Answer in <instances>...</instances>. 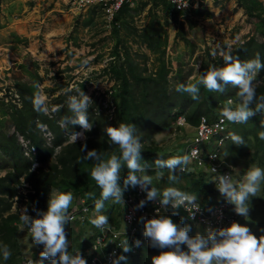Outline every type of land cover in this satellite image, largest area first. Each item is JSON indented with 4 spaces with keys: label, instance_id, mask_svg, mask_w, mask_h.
<instances>
[{
    "label": "trees",
    "instance_id": "1",
    "mask_svg": "<svg viewBox=\"0 0 264 264\" xmlns=\"http://www.w3.org/2000/svg\"><path fill=\"white\" fill-rule=\"evenodd\" d=\"M153 1H159L167 12H171L172 19L180 33L183 32L184 25L182 21L178 20L179 16L187 17L192 27L194 20L191 15H206L208 17L212 15L210 11L201 9L202 4L181 12L173 10L163 0ZM142 2L145 3V1ZM237 4L247 14L251 31L260 33L264 38V4L259 0H237ZM133 9L130 11L123 7L116 19L121 22L125 17L131 16L130 13ZM112 31L117 37L119 36L116 26H113ZM139 36L141 42L148 49L160 54L159 57L164 54L162 45L165 42L161 40L153 24L145 27ZM116 42L117 45L120 43V41ZM117 45L115 46V57L109 65L114 84L106 91L110 102L108 112L105 113V110L102 109L100 111L88 109V119L93 127L91 131L84 132L86 138L84 140L69 141V133L78 131L81 128L79 125H69L67 130L60 127L59 122L65 116L72 115L67 105L64 109L58 107L48 114L38 113L34 110L32 102L36 91L33 87L34 83L17 84L21 106L13 105L10 114L12 134L5 135L6 133L2 132L0 135V155L5 153L10 158L5 173L0 175V244H7L12 252L7 261L0 257V264H19L23 252L19 235L21 212L19 208L13 206L14 202H18L23 208L27 207L28 214L34 215L36 212L33 211V208L40 211L47 210L48 199L55 191L72 193L75 202L84 199L88 203H95V200L100 199L101 189L90 175L94 161L83 159V155L86 153L81 152V145L86 143L88 150L96 149L98 152L104 153L105 158L112 154L119 156L118 146L110 144L104 129L108 126H118L121 122L132 123L136 126V135L142 143L141 162L151 165L147 170L148 175L153 177L154 187L161 192L166 187H176L181 191L196 193L198 201L206 208H210L219 199L218 189L210 185L201 173L177 171V180L170 181L168 179L169 171L156 169L155 160L159 158L166 160L177 155L172 152L159 153L161 149L153 142L148 141L155 133L171 124H176L179 114L184 115L187 123L195 127L201 115L214 116V108L218 101H224L231 97L235 102H238L239 98L236 95L238 89L231 85L223 93L209 92L201 85L198 100H192L188 94L175 91L178 83L194 82L207 68L213 65L222 67L223 61H213L202 65L198 75L191 81L187 82L181 77L180 80L171 83L167 75L168 69L163 64L159 70L146 72L139 67L138 62L131 57L127 50L120 54ZM231 51L232 55L238 56L241 61L253 59L258 53L261 62L264 63V43L258 42L253 35H249L245 40L235 44ZM255 84L257 96L264 95V69L258 73ZM80 86L83 89V85L80 84ZM110 109L111 111H109ZM262 119H264V112L257 113L246 124H236L231 127L232 132L243 137L247 145L236 146L230 139L231 145L228 143L226 148V159L234 167L240 165L238 160L245 155V157L257 158L259 163L264 164V140L259 139V132L264 131V128L260 127ZM38 125H44L51 133L49 143L42 136ZM82 131L84 130L82 129ZM18 135L27 141L28 147L34 148L33 153L24 154L22 144L18 141ZM251 149L253 150L251 151ZM247 165L248 163L245 161L243 164L245 170L240 171L238 175L246 173ZM158 171L163 173L162 178H157ZM126 175L127 168L125 166L121 172V184ZM23 188L26 190L23 191ZM128 190L124 192V195ZM88 193L93 195L89 196ZM262 202L264 204V199ZM108 213L109 221L118 225L117 216L120 215L121 218V208L119 207L115 211V207L111 206ZM170 215L176 223L191 225L179 211L178 215L173 216L172 213ZM87 222L88 220L85 223L74 222L68 226L66 234L73 249L85 250L92 243L93 235L82 238L85 233L83 224H87ZM193 232L194 226L191 225L189 235H192ZM252 232L257 237L264 235V219L259 223L258 230ZM184 248L187 250L186 246ZM167 250L149 247L144 237L135 252L122 253L121 250L119 255L127 256V264H151L152 256Z\"/></svg>",
    "mask_w": 264,
    "mask_h": 264
},
{
    "label": "rangeland",
    "instance_id": "2",
    "mask_svg": "<svg viewBox=\"0 0 264 264\" xmlns=\"http://www.w3.org/2000/svg\"><path fill=\"white\" fill-rule=\"evenodd\" d=\"M259 1L264 4V0ZM194 2L196 7L202 4L201 9L210 11L212 15H191L194 20L192 27L187 17L179 16L178 20L184 25L182 33L174 23L171 12H167L159 1L147 0L135 5L131 16L119 22L116 26L119 35L117 37L112 31L113 26L107 24L99 8L74 9L65 0H0V135L2 132H5V135L12 134L10 114L13 105L21 106L18 83L38 82L49 108L48 113L53 111L52 109H64L68 106V95H75V90L81 88L80 84L83 85L81 89L93 102L89 106L90 110L102 109L105 113L108 112L110 102L106 91L114 84L109 65L115 57L116 41H120L117 45L120 54L127 50L146 72L159 70L163 64L168 69L169 81L174 83L181 77L187 82L196 77V65L201 67L206 63L221 61V56L211 54L217 46H231L232 49L249 35L256 39L262 38L260 33L251 31L247 14L238 6L237 0ZM150 24H153L161 40L165 42L162 45L164 54L161 57L141 42L139 34ZM66 89L72 91L66 95ZM216 110L215 105L214 115ZM42 126L39 127L41 134L49 143L51 133ZM76 132H82V128ZM194 133L192 126L178 127L171 124L155 133L148 142L158 146L161 149L159 153L180 154L184 149V140L190 139ZM230 133H233L231 128ZM18 141L22 144L25 155L34 152L20 135ZM69 141H73L70 135ZM229 141L221 149L222 154L226 153ZM245 156L239 158L240 165L234 167V176H244L245 172L243 175L238 173L245 170V161L248 163L246 172L252 166L264 169V164L259 163L257 158ZM8 163L9 156L2 153L0 175L5 173ZM142 164L145 173L149 174L147 168L151 165ZM263 187L264 183L261 184L257 196L251 198L249 216H240L239 219V223L247 225L251 231L258 230L259 223L264 219ZM58 193L55 191L53 195ZM75 201L73 197L70 208ZM94 204L90 205L93 216H88L87 224H83L87 236L95 235L97 230L90 222L95 215ZM13 206L23 210L18 202H14ZM111 206L115 207V211L121 208L120 204L117 206L112 200H108L105 201L102 214L108 216ZM117 217L120 223V215ZM69 225L71 223L66 226V232ZM197 233L204 234L199 225L194 226L192 236ZM19 235L23 254H31L26 228L21 230L20 226ZM145 241L149 246L146 238ZM68 250L71 253L75 250L70 246V241ZM43 264H50V261L44 260Z\"/></svg>",
    "mask_w": 264,
    "mask_h": 264
},
{
    "label": "clouds",
    "instance_id": "3",
    "mask_svg": "<svg viewBox=\"0 0 264 264\" xmlns=\"http://www.w3.org/2000/svg\"><path fill=\"white\" fill-rule=\"evenodd\" d=\"M187 7V4L184 5ZM258 42L264 43V38L257 37ZM213 56L219 55L223 60L222 67L215 65L207 68L194 82L187 84L178 83L175 91L188 94L192 100L199 99L200 86L209 92L223 93L231 85L238 89L236 95L239 103L220 108V116L228 122L246 124L257 113L264 112V95L257 96L255 80L264 63L261 62L257 53L255 58L241 61L238 56H233L231 46L213 49ZM200 66L196 65L199 71ZM36 91L33 96V108L38 113L48 114L49 108L40 90L41 85L37 82L33 85ZM72 91L66 89L65 94ZM75 95H68V110L71 116H65L59 123L60 127L67 130L69 125H79L84 131H71L69 135L74 142L86 139L84 132L91 131L93 124L88 119V109L92 102L81 88L75 90ZM254 105V107H252ZM55 111L56 109H52ZM43 127L42 125H38ZM261 128H264V119L261 120ZM136 126L132 123L121 122L118 126H108L104 129L110 144L118 146L120 155L112 154L105 158L104 153L96 149L88 150L87 144L81 145L84 160L94 161L91 169V178L101 189L100 199L95 200V215L91 218V224L104 231L109 225V218L102 214L105 201L112 200L115 204H125L124 192L130 187L137 186L146 192V200H141L137 208L145 206L146 201H158L165 210L170 206L172 215H178V210L184 208L190 211V219L201 210L196 193L181 191L176 187H166L162 192L153 186V177L145 173V167L141 163L142 143L136 135ZM229 138L236 146L246 145L243 137L235 133H229ZM259 139L264 140V131L259 132ZM196 151V150H193ZM227 156V153L224 154ZM210 158L215 159L213 155ZM190 163L189 155L176 156L169 159H156V169H167L168 179L172 182L177 180V171L188 170ZM126 166L127 175L121 184V172ZM35 167V165H33ZM212 172L216 168L212 167ZM157 178H162L163 173L158 171ZM216 187L225 200L234 205L236 214L248 217L251 209V198L256 197L264 183V169L252 166L244 174L239 182H233L229 175H219ZM92 196V193H88ZM73 201L70 192L52 195L47 202V210L40 211L33 208L36 218L28 214V208L24 207L19 220L21 230L27 228L30 232L32 245L43 246L38 261L29 260L28 264H43L49 260L50 264H87L86 258L77 251L69 252V240L66 234V226L73 219L69 208ZM143 220V235L149 242V247L168 249L160 251L158 255L151 257V264H264V235L257 237L247 225L233 221L229 226L219 229L207 228L206 234L197 233L189 235L191 225L176 223L171 216L160 214ZM135 246H140L136 240ZM186 246V249L184 248ZM119 247L122 253H129L132 247L128 239L124 240ZM12 252L7 244H0V257L4 261L10 259ZM111 264H127V256L115 252L111 254Z\"/></svg>",
    "mask_w": 264,
    "mask_h": 264
},
{
    "label": "built area",
    "instance_id": "4",
    "mask_svg": "<svg viewBox=\"0 0 264 264\" xmlns=\"http://www.w3.org/2000/svg\"><path fill=\"white\" fill-rule=\"evenodd\" d=\"M68 5L74 9L84 8H99L104 15L105 20L109 26H118L119 20L116 16L119 14L123 7H126L131 11L138 3L147 0H65ZM168 3L173 10L176 11H188L191 8L196 7L194 0H163ZM187 4V7L184 5ZM232 101L233 107L237 104L235 100L228 97L226 100H221L216 103V114L212 117L207 115H201L199 117L198 124L193 127L195 133L190 139L184 140V149L177 156L189 155L190 163L188 170L184 172H196L201 173L205 180L217 189L218 183L217 177L219 175H229L233 182H239L243 177L234 176V166L226 159V156L222 154L221 149L230 140L229 133L230 128L237 123L228 122L220 116V108L227 105L228 101ZM176 126L184 127L190 126L184 115L179 114L176 118ZM34 149V148H33ZM196 150V151H193ZM215 156V159L210 158ZM212 167L216 168V172H212ZM148 169V168H147ZM180 172V171H179ZM26 185V184H25ZM141 200H146V192L141 190L138 186L131 188L124 195L125 204L121 203V221L118 225L109 221V225L104 231L97 229L95 235H93L92 243L85 250L75 249L73 253L79 251L87 260V264H111V254L115 252L119 255L122 250L119 245L126 239H128L131 252H135L137 247L135 241L140 242L144 238L143 235V220H146L157 215V209L160 210V214L171 216L172 209L169 206L166 210L161 208L158 201H152L145 203L142 208H137V205ZM201 210L195 214L194 219H190V211H186L184 208H180L178 211L186 217L188 222L193 225H199L203 233L207 228L219 229L221 227L229 226L233 221L239 223L240 215L234 211V205L228 203L225 198L219 193V199L210 207L206 208L200 201ZM94 203H88L84 199H80L79 202L74 203L69 209L73 219L70 223L81 222L85 223L88 220V216H93V211L90 205ZM20 212H22L20 210ZM36 218V214L31 215ZM93 218V217H92ZM172 218V217H171ZM30 253L21 255L19 264H28L29 260L38 261L40 259V252L43 250V246H33L30 232L26 228ZM34 255V257H33Z\"/></svg>",
    "mask_w": 264,
    "mask_h": 264
},
{
    "label": "crops",
    "instance_id": "5",
    "mask_svg": "<svg viewBox=\"0 0 264 264\" xmlns=\"http://www.w3.org/2000/svg\"><path fill=\"white\" fill-rule=\"evenodd\" d=\"M10 129H12V123H11V125H10ZM85 233H84V235L82 236V238L84 239V238H86L87 237V235H88V233H87V231H86V229H85V231H84ZM93 234H91L90 236H92Z\"/></svg>",
    "mask_w": 264,
    "mask_h": 264
}]
</instances>
